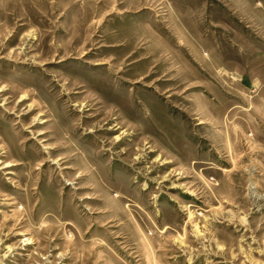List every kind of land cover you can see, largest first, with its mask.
<instances>
[{"label": "rangeland", "instance_id": "obj_1", "mask_svg": "<svg viewBox=\"0 0 264 264\" xmlns=\"http://www.w3.org/2000/svg\"><path fill=\"white\" fill-rule=\"evenodd\" d=\"M0 264H264V0H0Z\"/></svg>", "mask_w": 264, "mask_h": 264}]
</instances>
